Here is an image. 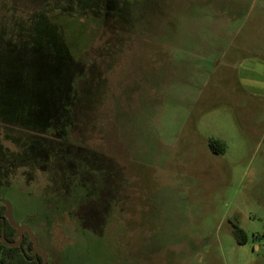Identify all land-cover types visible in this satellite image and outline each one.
I'll use <instances>...</instances> for the list:
<instances>
[{"label": "rangeland", "instance_id": "rangeland-1", "mask_svg": "<svg viewBox=\"0 0 264 264\" xmlns=\"http://www.w3.org/2000/svg\"><path fill=\"white\" fill-rule=\"evenodd\" d=\"M6 1L79 16L0 87V204L47 264H264V0Z\"/></svg>", "mask_w": 264, "mask_h": 264}, {"label": "trees", "instance_id": "trees-1", "mask_svg": "<svg viewBox=\"0 0 264 264\" xmlns=\"http://www.w3.org/2000/svg\"><path fill=\"white\" fill-rule=\"evenodd\" d=\"M45 14L48 16L42 22L45 27L39 26L38 19L11 11L8 2L0 0V75H4L0 76V87L18 88L25 93H30L33 89L32 78L35 79L36 75L43 76L44 73L40 75L42 70L43 72L48 70L47 72L51 74L64 67L61 59L65 58V53L72 52L70 31H74V24L75 21H79L77 19L79 16L71 15L67 9L63 13L57 11L56 15ZM57 26L64 39L58 47H55L52 42L54 38L49 35V29L57 28ZM38 97L39 95L34 96V114L43 108L39 107ZM208 146L214 153H222L225 150L223 142L213 138L208 140ZM5 209V205L1 204L0 234L9 241H15L16 228L6 218H2ZM232 233L238 244L246 243L247 234L235 222H232ZM0 264H42V257L33 251L32 242L25 233L22 242L16 247L8 246L0 241Z\"/></svg>", "mask_w": 264, "mask_h": 264}, {"label": "water", "instance_id": "water-1", "mask_svg": "<svg viewBox=\"0 0 264 264\" xmlns=\"http://www.w3.org/2000/svg\"><path fill=\"white\" fill-rule=\"evenodd\" d=\"M5 216L10 220V217H11V214H10V210L7 209L6 213H5ZM12 223V222H11ZM13 225H15L14 223H12ZM25 229L30 238H31V241L33 243V249L36 253H38L39 255H41L42 257V264H46L47 262V256L44 252H42V250L40 249V247L38 246L37 244V241H36V238L33 234V232L31 231V229L27 226V225H24V224H21L19 226H17V231L19 233V239L15 242H11V241H8L4 236L0 235V240L3 241L5 244L9 245V246H17L19 245L21 239H22V230Z\"/></svg>", "mask_w": 264, "mask_h": 264}, {"label": "flooded vegetation", "instance_id": "flooded-vegetation-1", "mask_svg": "<svg viewBox=\"0 0 264 264\" xmlns=\"http://www.w3.org/2000/svg\"><path fill=\"white\" fill-rule=\"evenodd\" d=\"M1 205V204H0ZM5 207H6V205H5ZM6 211H7V209H5V212H4V216L2 217V218H6L9 222H10V224L12 225V226H14L15 228H16V230H15V241H17L19 238V236H17V238H16V235H17V233H18V231H17V226H15V225H13L12 223H11V221L5 216V213H6ZM27 234L28 236H29V234H28V232L25 230V229H23L22 230V239H21V241H20V243L22 242V240H23V238H24V234ZM19 234V233H18ZM0 235H2V234H0ZM2 236H4V235H2ZM5 237V236H4ZM6 238V237H5ZM29 238H30V236H29ZM36 238V237H35ZM7 239V238H6ZM8 240V239H7ZM30 240H31V238H30ZM1 241V240H0ZM9 241V240H8ZM15 241H11V242H15ZM37 241V240H36ZM3 242V241H2ZM32 242V241H31ZM4 243V242H3ZM20 243H19V245H20ZM5 244V243H4ZM38 244V243H37ZM7 245V244H6ZM19 245H17V246H19ZM32 245H33V243H32ZM9 246V245H8ZM39 246V245H38ZM11 247H16V246H11ZM33 251H34V249H33ZM35 252V251H34ZM36 253V252H35ZM38 254V253H37ZM39 255V254H38ZM41 256V255H40ZM47 256V255H46ZM46 264H47V262H46Z\"/></svg>", "mask_w": 264, "mask_h": 264}, {"label": "crops", "instance_id": "crops-1", "mask_svg": "<svg viewBox=\"0 0 264 264\" xmlns=\"http://www.w3.org/2000/svg\"><path fill=\"white\" fill-rule=\"evenodd\" d=\"M210 139V138H209ZM213 139H215V138H213ZM218 140V139H217ZM225 150H226V147H225ZM225 150L222 152V153H225Z\"/></svg>", "mask_w": 264, "mask_h": 264}]
</instances>
